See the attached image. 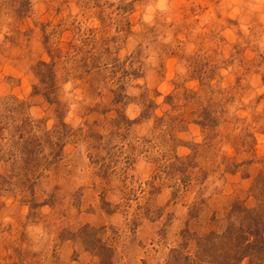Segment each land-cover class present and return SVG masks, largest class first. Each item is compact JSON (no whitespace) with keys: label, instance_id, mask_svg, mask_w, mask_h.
I'll use <instances>...</instances> for the list:
<instances>
[{"label":"rangeland","instance_id":"obj_1","mask_svg":"<svg viewBox=\"0 0 264 264\" xmlns=\"http://www.w3.org/2000/svg\"><path fill=\"white\" fill-rule=\"evenodd\" d=\"M0 264H264V0H0Z\"/></svg>","mask_w":264,"mask_h":264}]
</instances>
